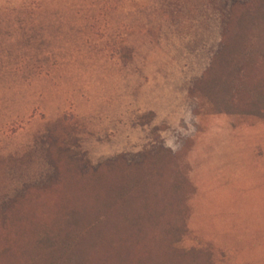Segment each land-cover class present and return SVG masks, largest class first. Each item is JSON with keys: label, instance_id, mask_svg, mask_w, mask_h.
<instances>
[{"label": "rangeland", "instance_id": "rangeland-1", "mask_svg": "<svg viewBox=\"0 0 264 264\" xmlns=\"http://www.w3.org/2000/svg\"><path fill=\"white\" fill-rule=\"evenodd\" d=\"M231 1L0 0V207L54 180L52 141L93 168L163 148L189 181L178 246L264 264V119L201 94Z\"/></svg>", "mask_w": 264, "mask_h": 264}, {"label": "trees", "instance_id": "trees-1", "mask_svg": "<svg viewBox=\"0 0 264 264\" xmlns=\"http://www.w3.org/2000/svg\"><path fill=\"white\" fill-rule=\"evenodd\" d=\"M223 26L203 100L214 113L264 119V0L231 1ZM48 150L54 180L0 207V264H214L209 250L178 246L189 181L172 153L93 168L59 143Z\"/></svg>", "mask_w": 264, "mask_h": 264}]
</instances>
